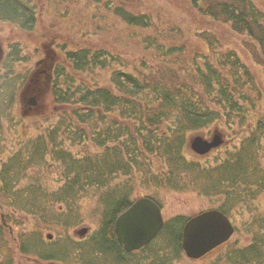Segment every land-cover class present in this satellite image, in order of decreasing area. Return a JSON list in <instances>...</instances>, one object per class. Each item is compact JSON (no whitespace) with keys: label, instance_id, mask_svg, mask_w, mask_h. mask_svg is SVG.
<instances>
[{"label":"trees","instance_id":"1","mask_svg":"<svg viewBox=\"0 0 264 264\" xmlns=\"http://www.w3.org/2000/svg\"><path fill=\"white\" fill-rule=\"evenodd\" d=\"M89 1H103L132 29L153 25L148 13L136 11L127 0ZM189 2L252 40L258 61L264 64V10L254 0ZM37 3L0 0V23L35 31ZM160 36L140 38L159 57L173 60L152 69L127 65L124 55L106 45L57 44L48 81L55 116L37 123L36 134L25 136L0 165V210L28 214L31 227L34 224L30 234H19L21 255L66 264H174L185 257L183 228L190 216L166 218L157 237L139 251L129 252L119 242L115 222L135 199V178L143 188L155 191H195L214 200L212 208L232 221L236 211L251 210L264 193V116L256 111L251 69L232 49L178 64L174 58L184 50L167 45ZM206 40L211 50L218 47L214 37ZM29 61L20 41L8 45L0 64V116L12 114L21 103L23 88L34 73L24 72ZM211 127L234 132V144L228 148L222 142L214 160L197 158L191 138ZM18 134L22 140L21 131ZM30 169L59 170L64 183L51 190L37 173L34 181L20 186ZM93 189L99 193L100 226L87 238L73 239L69 230L83 222L81 200ZM154 194L149 196L162 206ZM15 225L19 227L18 222ZM52 226L60 228L61 241L43 238L42 230ZM3 227L2 221L0 264H12ZM245 230L249 243L225 250L215 264H264V213H255L245 222ZM230 243L223 245L225 249Z\"/></svg>","mask_w":264,"mask_h":264},{"label":"rangeland","instance_id":"2","mask_svg":"<svg viewBox=\"0 0 264 264\" xmlns=\"http://www.w3.org/2000/svg\"><path fill=\"white\" fill-rule=\"evenodd\" d=\"M34 1L38 2L39 8V25L35 31L28 33L10 24L0 23L1 57L4 58L11 42L20 41L30 58V61L23 67L24 72L27 73L28 70L34 72H32L31 81L23 88L20 97L21 103L15 105L12 114L0 116V154H2V156L0 155V165L5 156L11 155L20 146V141L22 142L24 138L36 134L37 123L41 124L44 122V118L49 115L55 116L56 108L52 105L48 81H50L49 75L54 66L57 52H59L57 44L62 42L76 46L78 44L106 45L113 51L124 55L127 65H143L149 69L160 67L167 61L171 63L173 60L172 58L168 59V57H159L156 51L146 48L140 42V38L145 36L161 35L160 37L165 40L167 45L177 44L178 48L184 50L180 57L174 58L179 62L178 64L182 60H191L193 56L208 55L212 57L215 51L235 50L254 74L257 90L253 92V99L256 100L258 106L256 111L264 116V64L258 61V50L255 44L245 35H239L232 31L229 25L203 15L190 4L189 0H127L136 11L145 12L151 16L153 25L145 29L127 27L119 17L110 11V8L104 7L103 1L100 4L89 0H78L77 3L71 0ZM254 1L264 10V0ZM125 3L127 4V2ZM129 34L134 35V37H129ZM210 36L217 39L218 47L216 49L211 50L209 47L206 37ZM1 62L2 59L0 64ZM37 84L40 87H37ZM30 99H35L36 104L31 103ZM216 130L223 136V146L231 148L234 144L231 136L235 134H233L234 132L228 133L227 127H222L221 130L218 127H211L196 135H202L210 140ZM19 131L23 134L21 135L22 140L19 139ZM27 132L29 135L24 134ZM235 142H237L236 139ZM218 148L215 147L204 154L195 153V156L201 159L214 160L218 154ZM60 169L62 172L63 169ZM43 172V169H30L22 178L20 186L34 181V175L37 173L41 174L40 179L51 190L64 183L60 179L59 170L51 169L48 172L46 170ZM133 184L134 186L137 185L134 189L136 194L133 197H136L137 194L140 196L156 193L154 195L162 203L165 218L180 214L192 216L215 206L214 200L195 191L176 192L164 188L155 191V187L143 188L137 183L136 178L133 180ZM81 204V216H85V218L82 223L69 230L70 235L75 239H82L78 233L81 228H89V233L85 236L87 238L99 228L101 222L102 209L99 193L95 189L82 198ZM8 212L5 209L0 210V223L2 221L6 223L3 232L7 241L6 245L9 246L8 252L13 258L12 264H66L61 261L45 262L34 255H21L17 251L19 234L25 231L30 234L31 218L25 213L11 214ZM255 213H264V193L258 197L251 210L241 208L234 213L233 221L237 230L226 249L225 246L219 247L200 260H192L185 256L174 264H215L217 259L223 256V253L229 248L235 245L248 244L250 236L245 230V222L250 221ZM9 214L13 217L10 222L8 220H11L12 217L9 219ZM17 222L19 227L15 225ZM33 226L34 224L31 228ZM59 229L56 226L44 228L42 236L46 241L52 242L47 238V233H52V240L61 241L62 235H60ZM62 248L60 247L59 250Z\"/></svg>","mask_w":264,"mask_h":264},{"label":"water","instance_id":"3","mask_svg":"<svg viewBox=\"0 0 264 264\" xmlns=\"http://www.w3.org/2000/svg\"><path fill=\"white\" fill-rule=\"evenodd\" d=\"M36 104L35 99H30ZM222 135L215 132L211 141L203 136L192 139L193 150L204 154L222 143ZM165 223L162 207L152 198L143 196L134 201L116 219L115 230L121 245L127 251H136L148 245L162 230ZM89 228L79 230L81 237ZM235 233L230 217L212 208L192 216L183 229L182 247L191 259H199L229 241ZM52 238L51 234H48Z\"/></svg>","mask_w":264,"mask_h":264},{"label":"flooded vegetation","instance_id":"4","mask_svg":"<svg viewBox=\"0 0 264 264\" xmlns=\"http://www.w3.org/2000/svg\"><path fill=\"white\" fill-rule=\"evenodd\" d=\"M0 59H1V51H0ZM74 234H75V231H74ZM53 238V237H52ZM52 238H50V241H54V240H52ZM73 239H75V238H73ZM134 252V251H133ZM208 255V254H207ZM205 257V256H204ZM204 257H202V258H204ZM202 258H200V259H202ZM200 259H198V260H200ZM62 262V261H61Z\"/></svg>","mask_w":264,"mask_h":264}]
</instances>
